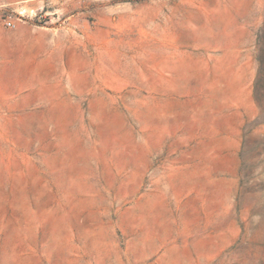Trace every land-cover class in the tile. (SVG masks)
<instances>
[{"label": "rangeland", "instance_id": "rangeland-1", "mask_svg": "<svg viewBox=\"0 0 264 264\" xmlns=\"http://www.w3.org/2000/svg\"><path fill=\"white\" fill-rule=\"evenodd\" d=\"M0 44V264H264V0H0Z\"/></svg>", "mask_w": 264, "mask_h": 264}, {"label": "built area", "instance_id": "built-area-1", "mask_svg": "<svg viewBox=\"0 0 264 264\" xmlns=\"http://www.w3.org/2000/svg\"><path fill=\"white\" fill-rule=\"evenodd\" d=\"M4 24H5V26L8 27L9 29H13V28H15V22H14V20H13L11 17L5 19V20H4Z\"/></svg>", "mask_w": 264, "mask_h": 264}, {"label": "crops", "instance_id": "crops-1", "mask_svg": "<svg viewBox=\"0 0 264 264\" xmlns=\"http://www.w3.org/2000/svg\"><path fill=\"white\" fill-rule=\"evenodd\" d=\"M22 43H23L22 40H20V41H19L20 46H22ZM0 45H1V44H0Z\"/></svg>", "mask_w": 264, "mask_h": 264}]
</instances>
